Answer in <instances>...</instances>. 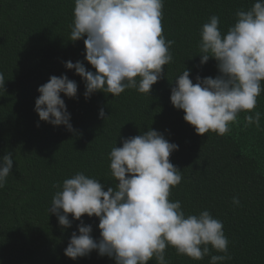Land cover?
<instances>
[{
  "label": "trees",
  "instance_id": "1",
  "mask_svg": "<svg viewBox=\"0 0 264 264\" xmlns=\"http://www.w3.org/2000/svg\"><path fill=\"white\" fill-rule=\"evenodd\" d=\"M256 0H164L162 29L173 62L165 66V78L153 85L151 95L127 89L117 97L103 92L85 99V84L64 63L84 62L83 40L72 42L74 0H0V157L13 153L14 166L0 188V264H115L97 252L72 260L65 256L73 232L81 221L62 228L49 209L65 179L83 172L107 187L117 181L110 170L109 153L122 147L123 139L148 129L162 133L178 145L171 163L181 170L182 182L171 190L186 214L203 210L223 223L231 259L224 264H264V92L252 113L241 112L239 123L221 136L197 135L183 119L184 112L170 101L171 87L186 69L190 79L215 78L217 62L200 64L202 25L212 15L220 18L226 33L238 10H248ZM67 75L78 84L77 98L66 96L75 132L40 121L35 112L38 87L51 76ZM103 108L108 117H99ZM261 113L260 127L245 126V115ZM39 125V126H38ZM238 197L240 204L232 203ZM100 238L99 219L82 217ZM214 249L196 261L166 249L168 264H210ZM149 264H156L155 259Z\"/></svg>",
  "mask_w": 264,
  "mask_h": 264
},
{
  "label": "clouds",
  "instance_id": "2",
  "mask_svg": "<svg viewBox=\"0 0 264 264\" xmlns=\"http://www.w3.org/2000/svg\"><path fill=\"white\" fill-rule=\"evenodd\" d=\"M74 20L70 40H83L84 62L64 63L85 84V99L97 92L114 97L127 89L150 94L153 85L165 78V66L173 62L170 49L175 41L166 40L162 20L164 0H74ZM235 23L226 33L220 30V18L209 17L200 31V64L210 59L217 62L218 75L190 79L186 69L171 87L170 101L184 112L185 122L197 135L209 132L225 135L230 125L239 123L241 112L252 113L257 98L264 92V0H256L248 10L235 13ZM0 85L5 78L0 73ZM35 112L40 121L54 127L64 126L75 132L67 110L66 96L77 98L78 84L67 75L51 76L38 87ZM99 117L106 120L103 108ZM245 126L260 127L261 113L244 117ZM39 126V125H38ZM175 143L154 130L123 139L122 147L109 153L115 187L105 189L98 179L77 172L55 185L60 190L49 209L62 228H71V216L78 225L64 254L77 260L97 252L115 264H168L166 249L177 255L200 261L211 250L210 264L230 260L229 240L223 223L210 211L186 214L179 200H171V190L182 182L181 170L174 166L171 155L178 151ZM13 153L0 157V188L13 170ZM232 203L239 206L238 197ZM88 216L99 219L100 238H93V228L82 221Z\"/></svg>",
  "mask_w": 264,
  "mask_h": 264
}]
</instances>
